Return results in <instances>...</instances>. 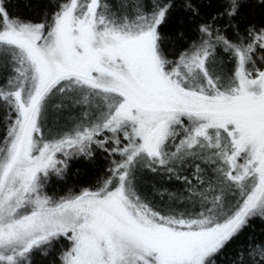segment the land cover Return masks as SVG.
Returning <instances> with one entry per match:
<instances>
[{
	"label": "snow or ice",
	"instance_id": "1",
	"mask_svg": "<svg viewBox=\"0 0 264 264\" xmlns=\"http://www.w3.org/2000/svg\"><path fill=\"white\" fill-rule=\"evenodd\" d=\"M0 264H264V0H0Z\"/></svg>",
	"mask_w": 264,
	"mask_h": 264
}]
</instances>
